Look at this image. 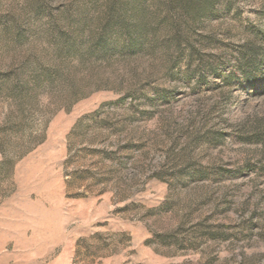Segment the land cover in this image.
Returning <instances> with one entry per match:
<instances>
[{
  "label": "rangeland",
  "instance_id": "obj_1",
  "mask_svg": "<svg viewBox=\"0 0 264 264\" xmlns=\"http://www.w3.org/2000/svg\"><path fill=\"white\" fill-rule=\"evenodd\" d=\"M225 1L0 0V264H264V0Z\"/></svg>",
  "mask_w": 264,
  "mask_h": 264
},
{
  "label": "trees",
  "instance_id": "obj_2",
  "mask_svg": "<svg viewBox=\"0 0 264 264\" xmlns=\"http://www.w3.org/2000/svg\"><path fill=\"white\" fill-rule=\"evenodd\" d=\"M189 1L190 0H170L171 3L175 2L177 4H181L182 2V4H184L185 7ZM225 3L227 5L226 6L227 10H229L231 3L228 0H226ZM210 7L211 9H214L216 7V4L212 1ZM248 63L250 64V67L248 68L246 72V75H247L246 82H247L248 87L252 88L258 94V91L262 92L261 87L264 85L262 81H259V82L257 81L259 80L258 78H260L262 74H264L263 60H259L254 57V59L251 58L250 60H248Z\"/></svg>",
  "mask_w": 264,
  "mask_h": 264
}]
</instances>
